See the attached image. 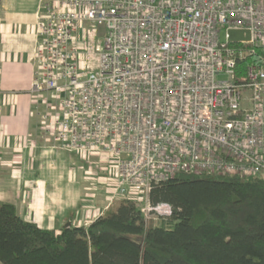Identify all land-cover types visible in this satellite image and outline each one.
I'll list each match as a JSON object with an SVG mask.
<instances>
[{
    "label": "built area",
    "instance_id": "obj_1",
    "mask_svg": "<svg viewBox=\"0 0 264 264\" xmlns=\"http://www.w3.org/2000/svg\"><path fill=\"white\" fill-rule=\"evenodd\" d=\"M41 1L32 93L54 99L42 130L97 168L105 211L130 200L147 222L171 216L149 194L178 173L264 178V0ZM86 25L103 27L88 72Z\"/></svg>",
    "mask_w": 264,
    "mask_h": 264
},
{
    "label": "trees",
    "instance_id": "obj_2",
    "mask_svg": "<svg viewBox=\"0 0 264 264\" xmlns=\"http://www.w3.org/2000/svg\"><path fill=\"white\" fill-rule=\"evenodd\" d=\"M149 198L172 215L147 222L141 203L120 200L88 226L59 232L0 203V264H264V178L178 173Z\"/></svg>",
    "mask_w": 264,
    "mask_h": 264
},
{
    "label": "crops",
    "instance_id": "obj_3",
    "mask_svg": "<svg viewBox=\"0 0 264 264\" xmlns=\"http://www.w3.org/2000/svg\"><path fill=\"white\" fill-rule=\"evenodd\" d=\"M42 12L41 0H0V203L13 205L25 221L59 232L67 223L88 226L105 213L108 193L77 153L43 133L51 97L32 93Z\"/></svg>",
    "mask_w": 264,
    "mask_h": 264
},
{
    "label": "rangeland",
    "instance_id": "obj_4",
    "mask_svg": "<svg viewBox=\"0 0 264 264\" xmlns=\"http://www.w3.org/2000/svg\"><path fill=\"white\" fill-rule=\"evenodd\" d=\"M86 29L87 30H91L89 25H86ZM102 35H103V27H99L98 26V27H96V31H92L91 30L89 33H87L85 35V39H83V46L85 47L84 48V50H85V52H84V61H85L84 69L87 70L86 72L90 71L97 64V57L93 53L94 51H92V50H93L94 46L96 45V43H98V42H100L102 40ZM221 39L225 40V33L223 31L221 33ZM49 95L51 97L50 99L53 102L54 99L52 97V94L49 93ZM81 160L84 163L85 167L88 168L89 172H92V171L96 172L97 171V168L91 166L89 162L84 161L83 159H81ZM94 177H95V180H96L97 178H96L95 175H94ZM97 185H98V183H97ZM159 219H161V218L156 217V218H153L151 220H153V222H155V223H158Z\"/></svg>",
    "mask_w": 264,
    "mask_h": 264
},
{
    "label": "water",
    "instance_id": "obj_5",
    "mask_svg": "<svg viewBox=\"0 0 264 264\" xmlns=\"http://www.w3.org/2000/svg\"><path fill=\"white\" fill-rule=\"evenodd\" d=\"M250 39V33L249 32H244V31H236V30H231L229 31V40L232 43H240L243 41H248ZM71 223H67L65 227L70 226Z\"/></svg>",
    "mask_w": 264,
    "mask_h": 264
}]
</instances>
